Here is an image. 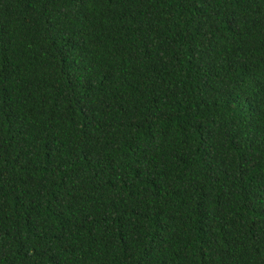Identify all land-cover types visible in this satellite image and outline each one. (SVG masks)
Instances as JSON below:
<instances>
[{
  "label": "trees",
  "instance_id": "trees-1",
  "mask_svg": "<svg viewBox=\"0 0 264 264\" xmlns=\"http://www.w3.org/2000/svg\"><path fill=\"white\" fill-rule=\"evenodd\" d=\"M0 264H264V0H0Z\"/></svg>",
  "mask_w": 264,
  "mask_h": 264
}]
</instances>
